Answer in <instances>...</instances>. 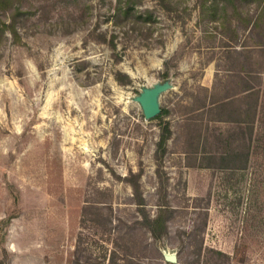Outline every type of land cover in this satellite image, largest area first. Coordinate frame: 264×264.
<instances>
[{"label": "rangeland", "instance_id": "374dc122", "mask_svg": "<svg viewBox=\"0 0 264 264\" xmlns=\"http://www.w3.org/2000/svg\"><path fill=\"white\" fill-rule=\"evenodd\" d=\"M0 264H264V0H0Z\"/></svg>", "mask_w": 264, "mask_h": 264}, {"label": "water", "instance_id": "95a60500", "mask_svg": "<svg viewBox=\"0 0 264 264\" xmlns=\"http://www.w3.org/2000/svg\"><path fill=\"white\" fill-rule=\"evenodd\" d=\"M171 87L172 83L169 80H166L161 83H156L153 86L143 88L140 94L136 96V101L140 103L147 119L154 118L160 114L162 110L160 102L161 94L169 90ZM165 256L167 260L177 262L176 253L165 252Z\"/></svg>", "mask_w": 264, "mask_h": 264}, {"label": "trees", "instance_id": "16d2710c", "mask_svg": "<svg viewBox=\"0 0 264 264\" xmlns=\"http://www.w3.org/2000/svg\"><path fill=\"white\" fill-rule=\"evenodd\" d=\"M256 90L257 89H255L254 87L250 86L248 88H245L244 92L247 91L249 93L256 94ZM226 101L227 100H224L223 99L221 102L224 103ZM218 102H219L218 100H212L211 103L217 105ZM257 104H258V101H257ZM257 104H256V106H257ZM167 112L168 111L166 109H163L162 108L160 114H158L155 117H162ZM170 135H171V130L169 128V125H166L165 126V131L162 132L161 138H160V140L158 142V148L162 152H165L166 151V143H167L168 139L170 138ZM230 159H234V158L231 156ZM145 217H146V220H147L146 221L147 222V225H148L149 229L151 230L152 234L155 237H157V238L158 237H161L167 231L166 218H164L161 214L155 216L154 218H149L148 216H145Z\"/></svg>", "mask_w": 264, "mask_h": 264}]
</instances>
